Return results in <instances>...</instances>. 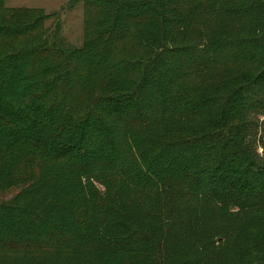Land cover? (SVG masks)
<instances>
[{"label":"trees","instance_id":"trees-1","mask_svg":"<svg viewBox=\"0 0 264 264\" xmlns=\"http://www.w3.org/2000/svg\"><path fill=\"white\" fill-rule=\"evenodd\" d=\"M78 4L0 0V264H264V0Z\"/></svg>","mask_w":264,"mask_h":264},{"label":"rangeland","instance_id":"rangeland-1","mask_svg":"<svg viewBox=\"0 0 264 264\" xmlns=\"http://www.w3.org/2000/svg\"><path fill=\"white\" fill-rule=\"evenodd\" d=\"M70 0H6L9 7H28L41 8L52 15L47 22L51 27L54 26L56 17L59 13L62 33L65 39L72 45L80 46L83 40L84 31V10L83 5L78 4L69 6ZM260 122V121H259ZM264 132V127L259 129L258 136Z\"/></svg>","mask_w":264,"mask_h":264}]
</instances>
